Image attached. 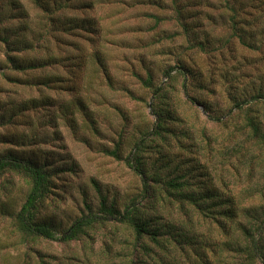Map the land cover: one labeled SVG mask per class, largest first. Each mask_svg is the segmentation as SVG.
Returning a JSON list of instances; mask_svg holds the SVG:
<instances>
[{"label": "rangeland", "instance_id": "374dc122", "mask_svg": "<svg viewBox=\"0 0 264 264\" xmlns=\"http://www.w3.org/2000/svg\"><path fill=\"white\" fill-rule=\"evenodd\" d=\"M45 3L48 12L34 0H0V159L19 155L50 176L37 221L59 234L81 217L101 214V197L118 211L137 198L141 184L125 158L162 110L173 117L168 136L152 140L173 162L170 169L183 160L179 169L193 170L197 189L210 186L204 198L216 204L213 214L222 204H264V154L245 134L247 119L264 127V102L250 100L264 93V39L259 50L243 48L223 0ZM234 8L251 22L261 16L259 9ZM205 34L210 44L202 51L197 44ZM12 57L37 67L14 69ZM244 100L242 111L235 108ZM158 149L144 150L145 168L156 163ZM29 189L19 173L0 176V264L221 262L215 247L224 236L216 223L193 210L184 217L177 205L155 204L162 223L183 231V239L161 238L162 247L137 240L115 221L67 243L25 242L15 215Z\"/></svg>", "mask_w": 264, "mask_h": 264}, {"label": "trees", "instance_id": "16d2710c", "mask_svg": "<svg viewBox=\"0 0 264 264\" xmlns=\"http://www.w3.org/2000/svg\"><path fill=\"white\" fill-rule=\"evenodd\" d=\"M34 1L43 11H49L48 4L45 3L47 0ZM223 2V13L232 14L231 23L234 27L236 26L235 30L240 31L243 35V37L240 34L238 35L239 44L249 50H259L264 39V0H223ZM235 3L241 9L246 7L259 9L261 12L260 18L257 20V16H252L254 20L256 19V22L254 20L251 22L240 17L234 10ZM7 40L8 38L4 42L8 43ZM209 44L208 34H205L204 41L202 43L198 42L197 46L204 51V45L208 47ZM25 50L28 49L25 48ZM10 62L14 69L19 71L37 67L33 61L20 63L15 57L10 58ZM51 65H53L51 62H46L47 67ZM184 71V69L181 70L182 74H186ZM250 100L264 102V93L260 94L259 92ZM245 102L246 100L241 103L236 102L234 106L242 111V108L246 106ZM155 115L156 119L151 131L135 144L133 151L125 158L127 167L139 178L141 191L138 197L132 198L123 207L122 211H118L113 203L106 207V198L101 197V214H89L81 217L59 234L55 233L49 225L36 220L38 205L48 192L47 184H49L50 176H46L42 166L30 159L11 154L2 157L0 159V176L5 171L11 170L27 177L30 183V189L24 203L15 215L17 233L23 237L25 242L43 239L67 243L78 239V236L86 233L87 230L93 229L96 225L115 221L128 225L133 230L137 240L147 238L151 240L155 247H162L165 245L161 239H166L164 236L170 237L173 241L177 238L183 239V236H181L183 231L176 230L171 222L162 223L159 214L160 209L165 205H177L179 212L181 211L180 213L184 217L188 215L189 210H193L204 218L214 221L221 230L224 236L223 242L220 246L215 247L216 251L220 250L219 252H221L219 256L221 255L220 258L222 257V259L219 264H227L225 263V259H228L227 256L233 257L232 264H264V204L251 208L243 207L240 204L236 205L235 202L229 208L222 204V209L213 214L211 208H214L216 204L211 203V206H207V200L204 198V195L211 191L210 186L199 183L198 190L197 184L192 182L194 179L193 170L186 169V172H183V168L179 169L182 164L186 163L183 160H179L180 165L177 164V168L170 169L173 162L169 157L166 158V154L158 149L157 144L152 140V138L166 139L168 135H164L169 132L166 124L173 118L172 114L166 110L156 112ZM217 121H221V119ZM246 128H248V132L245 134H250L254 144L259 146L264 154V127L258 120L247 119ZM240 132L244 131L240 129ZM151 147L158 149L159 156L152 168L147 169L142 163L145 160L143 159V152ZM195 196L198 198L196 199ZM207 199L213 200L212 195ZM155 204H158L160 209H155ZM152 211L157 214L144 215L151 214ZM187 221H189V218ZM191 240V238L185 237L184 243H190ZM139 247L146 254L150 251L147 247ZM225 253L227 254L223 258ZM131 264H134V261ZM191 264H209V262L195 259Z\"/></svg>", "mask_w": 264, "mask_h": 264}]
</instances>
